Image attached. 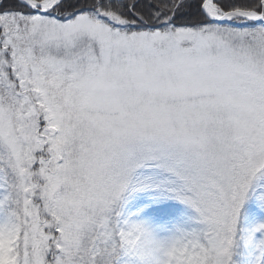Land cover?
Returning a JSON list of instances; mask_svg holds the SVG:
<instances>
[{"label": "snow or ice", "instance_id": "snow-or-ice-1", "mask_svg": "<svg viewBox=\"0 0 264 264\" xmlns=\"http://www.w3.org/2000/svg\"><path fill=\"white\" fill-rule=\"evenodd\" d=\"M0 264H264V0H0Z\"/></svg>", "mask_w": 264, "mask_h": 264}]
</instances>
